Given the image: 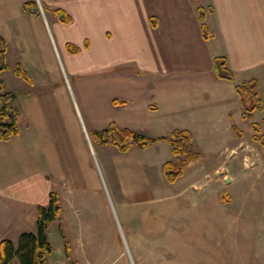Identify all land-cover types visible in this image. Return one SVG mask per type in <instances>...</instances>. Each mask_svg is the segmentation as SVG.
Returning a JSON list of instances; mask_svg holds the SVG:
<instances>
[{"label": "crops", "instance_id": "obj_1", "mask_svg": "<svg viewBox=\"0 0 264 264\" xmlns=\"http://www.w3.org/2000/svg\"><path fill=\"white\" fill-rule=\"evenodd\" d=\"M38 1L45 13L52 8L50 15L23 13L27 0H0L7 70L13 72L19 63L31 80L13 73L18 81L11 90L2 84L15 95L19 132L0 141L1 232H13L31 212L35 225L29 232L35 233L36 209L46 206L54 192L61 213L47 231L59 229L64 250L59 264H111L108 248L111 243L120 248L122 241L118 232L108 230L102 210L94 209L104 189L94 171L90 177L82 175L80 154L88 162L90 151L100 153L105 185L120 199L148 197L136 183L153 182L154 169L162 171L172 160L171 148L161 138L176 129L191 133L201 155L190 164L202 162L203 152L224 153L216 172L241 163L247 137L264 156L251 128L264 119V0ZM197 6L213 9L205 17L208 40ZM55 9L70 15L71 23H61ZM67 44L80 52L70 54ZM61 55L82 91L81 101L75 102L77 113L71 104L65 113L60 108ZM216 57L225 58L233 82L216 77ZM250 78L259 82L263 110L244 121L235 85ZM64 115L72 119V129ZM77 116L91 144L86 128L99 131L110 124L158 140L146 149L132 145L126 152L97 142L88 148ZM256 116H261L259 121ZM243 127L250 128V136ZM261 129L264 134V123ZM21 231L12 239L1 238L4 234L0 239L15 243Z\"/></svg>", "mask_w": 264, "mask_h": 264}, {"label": "rangeland", "instance_id": "obj_2", "mask_svg": "<svg viewBox=\"0 0 264 264\" xmlns=\"http://www.w3.org/2000/svg\"><path fill=\"white\" fill-rule=\"evenodd\" d=\"M27 1L37 3L40 15H50L52 8L45 13L38 0ZM9 63L13 66L11 59ZM59 70L60 108L65 113L71 104L77 113L75 102L81 101L82 91L62 55ZM0 81L5 90H11L18 79L12 70H4L0 71ZM86 92L87 88L84 96ZM77 118L84 135L83 121ZM63 119L72 129V119L65 115ZM243 130L251 135L250 128ZM86 131L91 133L88 127ZM84 141L88 148L94 145L85 135ZM245 142L240 151L241 163L221 172L215 171L218 157L224 154L218 152L214 156L203 152V161L190 164L172 184L166 182L161 168L157 173L154 169L153 182L143 179L136 183L139 191L148 195L142 199L116 197L108 183V188L105 185L107 176L100 153L90 151L88 162L80 154L82 175L90 177L94 171L104 189L94 209L102 210L108 230L118 232L122 241V247L111 243L108 248L111 264H264V156L252 139L247 137ZM113 151L118 152L115 148ZM32 225L34 216L29 212L13 232L3 233L0 228V235L4 234L1 238L12 239L17 230L29 232ZM49 230L53 251L48 263L59 264L64 251L59 229Z\"/></svg>", "mask_w": 264, "mask_h": 264}, {"label": "trees", "instance_id": "obj_3", "mask_svg": "<svg viewBox=\"0 0 264 264\" xmlns=\"http://www.w3.org/2000/svg\"><path fill=\"white\" fill-rule=\"evenodd\" d=\"M195 1V0H192ZM35 1L23 5V13L40 15ZM212 7H196V15L201 23V32L203 38H210V31L205 24V17L212 12ZM57 19L64 24L71 23L70 15L61 9L53 11ZM67 51L70 54H77L80 48L67 44ZM7 46L3 38L0 37V71L8 69L6 62ZM13 73L16 77L31 83L30 77L19 63L14 66ZM214 73L216 77L233 82L234 74L227 67L224 57L214 59ZM235 92L242 109V119L250 121L252 114L263 110V103L260 97L259 82L250 78L235 85ZM15 95L6 92L0 82V141H7L16 136L19 132L18 112L12 102ZM261 123H252L253 140L264 148V134L261 129ZM90 140L101 145L111 144L120 152H126L132 145L140 149H146L158 139L149 138L143 134L120 128L115 124H110L107 128L99 131H92ZM168 143L171 148L172 160L167 161L162 172L167 183L176 182L185 173L188 165L200 159V153L196 151L192 135L186 130H174L169 136L161 138ZM61 213V204L56 193L51 192L48 196L46 206L39 205L36 209V232H23L16 241V244L9 239L0 241V264H47V257L52 253L53 248L49 242L47 229L48 225L59 218Z\"/></svg>", "mask_w": 264, "mask_h": 264}]
</instances>
